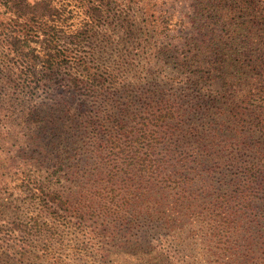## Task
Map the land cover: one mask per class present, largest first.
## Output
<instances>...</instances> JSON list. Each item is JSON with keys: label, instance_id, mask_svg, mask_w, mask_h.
Instances as JSON below:
<instances>
[{"label": "trees", "instance_id": "16d2710c", "mask_svg": "<svg viewBox=\"0 0 264 264\" xmlns=\"http://www.w3.org/2000/svg\"><path fill=\"white\" fill-rule=\"evenodd\" d=\"M72 1L0 0L25 28L35 30L11 41L14 59L6 56L10 70L35 77L40 66L50 73L49 81H64L78 89L84 96L78 99L79 125L86 138L78 163L54 164L53 172L34 163L30 169L14 167L22 179L19 188L28 192L30 201L23 218L0 225L4 240L0 251L6 249L0 252V264H74L73 260L93 258L103 249H96L95 237L104 233L112 238L121 222L127 230L135 224L138 215L131 220L119 216L125 209L137 210L141 206L137 201L147 193L160 190L163 195L169 188L175 190L174 209L180 216L194 218L201 228L214 232L243 233L247 255L252 257L241 264H264V0H197L198 8L189 20L178 19L176 36L170 32L173 15L168 4L126 0L133 14L120 25L133 36L134 49L146 50L145 55L142 50L135 53L132 66L149 74L148 82L155 89L147 92V98H101L105 91L122 88L120 76L108 65L100 74V66L89 64L98 59L78 49L82 41L77 35L68 40L57 32ZM102 12L91 7L98 21ZM247 15L262 32L259 48L247 49L252 44L243 38ZM57 71L66 75L61 79ZM33 100L7 98L6 122L40 126L49 115L42 117ZM254 107L260 108L258 114ZM144 112L148 115L142 117ZM228 121L232 128L225 127ZM17 128L7 131L6 137ZM230 138L241 144H230ZM152 141L162 142L160 156H155ZM92 165L97 167L99 199L88 203L73 186L82 175L92 179L88 170ZM65 169L68 186L61 179L64 175H58ZM26 170H33L36 177ZM41 173L49 177L38 178ZM123 175L139 183L117 187ZM8 184L9 177L2 175L0 201ZM9 200L13 205L14 198ZM204 212L210 213L209 219ZM232 248L226 246L229 253ZM202 253L200 249L198 255ZM198 255L193 264H200Z\"/></svg>", "mask_w": 264, "mask_h": 264}, {"label": "rangeland", "instance_id": "374dc122", "mask_svg": "<svg viewBox=\"0 0 264 264\" xmlns=\"http://www.w3.org/2000/svg\"><path fill=\"white\" fill-rule=\"evenodd\" d=\"M162 1L168 4L172 12L173 25H171L170 32L176 36L179 28L178 19L189 20V16L198 8L197 0ZM91 7L103 10L99 21L96 18L98 15L91 13ZM131 14H133V10H130L126 0H73L58 22L57 32L62 34V38L69 40L77 35L82 41L81 48H78L81 49L82 55L88 53L93 59H98V62L89 61L90 66H100L101 72L99 73L102 74L106 73L108 65L114 68L117 75L120 76L119 86L122 88L105 91L101 98H147L145 96L147 92L155 89L148 82L149 74L147 75L140 66L135 70L132 66V58L135 53L142 50L145 55L146 50L141 46L134 49L133 36L126 31V27L120 25L122 19L126 22L127 18L125 17H130ZM250 20L252 21L250 22ZM253 20L249 15L245 16L243 20L245 21L243 38L252 43L247 45L248 50L251 46L258 47L261 40L258 35L262 32H259L258 26ZM24 24L14 12L0 2V175L9 177L7 191H4V197L0 201L4 203L2 208L0 206V225H4L7 219L16 221L18 216L23 218L30 201L28 192L19 188L22 179L15 174L17 171V168L14 169L15 166L24 170L32 168L34 163V165L43 166L44 169L49 168L50 172H53L54 164L78 163L81 158L80 152H84L82 148H85L84 140H86L78 118L81 114L78 109V99L84 98V96L78 89L66 86L64 81H49L50 73L42 70L40 66L36 69L37 76L35 75V77L29 72L20 75L19 70H10L6 56L8 55L9 59H14L11 41L20 34L35 31L29 30L30 26L25 28ZM95 24L97 25L94 27ZM32 47H37L39 50L40 44L33 43ZM248 50H246L247 53L251 51ZM138 64L141 63L138 62ZM56 73V76H60L61 79L66 75V71H57ZM19 76H22V79ZM127 76H129L127 81H123ZM130 83L132 84L129 86ZM23 86L29 88H23ZM24 93L26 94L24 95ZM22 97L34 98L32 104H38L42 109V117L48 113L49 116L41 120L40 123V126H44L43 129L38 126L37 122L25 125L18 124L16 121L15 125H9L4 119L5 114L8 113L6 106L3 105L6 99ZM255 104L260 107L258 103ZM258 107H254L256 114L260 110ZM147 115L148 112H144L141 116ZM226 116L231 120L230 115ZM14 126H18V128L14 129L13 135L6 137L7 131ZM225 127L232 128L231 121L226 122ZM228 132L226 130L225 135L229 134ZM255 138L258 139V136ZM151 143L156 144L155 156H160L159 153L163 150L162 142L152 141ZM235 143L236 145L241 144L238 139L230 138V144L235 146ZM148 144H150L148 141L145 142L144 150ZM260 157L257 155L258 159ZM28 163L32 164L28 166ZM95 166L92 165L88 169L92 172L91 180H88L87 175H82L75 183L77 186H73L76 193L82 196L83 202L86 200L89 203L99 199L100 183L95 177L97 169ZM26 172L32 178L36 177L33 170H30V173L27 170ZM41 174L37 177L44 179L49 177L47 173ZM60 174L64 175L61 179L68 186L70 181L67 180L69 178L67 169L61 170L58 175ZM130 176L133 177L132 174ZM131 183L135 187L139 182L137 180L130 181L127 175H123L115 185L118 187V185H130ZM2 187L3 185H0V189ZM174 191L169 188L163 195L160 190L147 193L143 199L137 201L141 205L137 210L125 209L119 215L126 216L129 220L138 215L135 224L127 230L126 225L121 222L119 223L121 226L118 227L117 233L112 238L104 233L100 238L95 237L96 249L100 247L103 249L99 252L96 251L93 258L73 260L72 263L193 264L196 262L200 249L203 251L198 255L201 260L200 264H241V261H247L252 257V255H247L249 250L245 248L246 241L243 233L236 234V232L218 229L214 232L212 228H201L202 223L194 218L180 216L179 211L174 209ZM2 194L0 192V196ZM10 196L14 198L13 205L10 204ZM4 207L9 208L7 213H3ZM115 213L117 212H113V214ZM204 214L207 219L210 218L209 212H204ZM217 215L215 213V216ZM192 220L194 221L192 224L185 223ZM18 240L21 242L20 236H18ZM3 242L4 240H0V244ZM88 242L89 246L93 247V244L86 239L85 243ZM227 245L233 247L230 253L226 249ZM5 250L3 247L0 252ZM15 251H19L18 247Z\"/></svg>", "mask_w": 264, "mask_h": 264}]
</instances>
